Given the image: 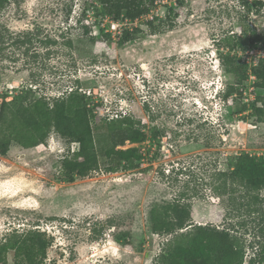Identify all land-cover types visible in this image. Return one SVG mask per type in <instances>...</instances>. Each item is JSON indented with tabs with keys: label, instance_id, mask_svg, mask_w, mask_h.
Wrapping results in <instances>:
<instances>
[{
	"label": "rangeland",
	"instance_id": "rangeland-1",
	"mask_svg": "<svg viewBox=\"0 0 264 264\" xmlns=\"http://www.w3.org/2000/svg\"><path fill=\"white\" fill-rule=\"evenodd\" d=\"M181 1H157L148 15L113 26L90 0H9L0 12V109L14 110L25 94L51 102L77 87L94 122L130 115L146 138L114 148L138 147L137 168L107 171L114 161L103 150L113 139L95 134L98 167L72 181L60 159L77 142L54 130L30 148L12 140L0 154V239L39 228L50 241L42 264H154L169 235L150 232L149 209L180 196L193 223L233 228L244 264L259 250L264 189L248 205L242 189L215 186L230 156H264V121L249 114L257 96L264 107L250 72L264 45L236 51L249 76L241 94L224 99L233 77L223 71L219 55L227 50L218 41L264 34V0ZM135 27V38L119 44L121 31ZM7 264H15L12 252Z\"/></svg>",
	"mask_w": 264,
	"mask_h": 264
},
{
	"label": "trees",
	"instance_id": "trees-1",
	"mask_svg": "<svg viewBox=\"0 0 264 264\" xmlns=\"http://www.w3.org/2000/svg\"><path fill=\"white\" fill-rule=\"evenodd\" d=\"M157 1L160 0H90L101 7L104 17L114 22H132L148 15ZM8 2L9 0H0V12ZM177 2L182 4L181 0ZM256 3L261 4L259 1ZM154 19L158 17L152 16L147 21V26L153 32L157 31L153 24ZM139 30L136 27L124 28L118 37V43L123 44L134 39ZM218 41L227 50L219 55L223 71L233 77V81L225 85L222 94L227 99L232 94H241V86L249 76L245 60L238 57L236 51L245 50L257 42L264 45V34L244 31L239 35H227ZM250 72L257 79L255 84L264 89V57L250 67ZM259 99L260 96H257L255 102L251 103L249 114L258 121H264V107L256 104ZM246 107L245 103L240 105L239 112ZM10 110L4 106L0 109L1 155L6 154L12 140L24 148H30L44 143L50 131L54 130L66 140L78 143L76 151L70 153L67 149L60 159L63 177L72 181L75 176H85L98 167L96 145L100 139H96L95 134L105 132L103 136L111 137L113 141L111 146L103 150V154L114 161L106 170L116 171L121 166L134 169L139 166L141 155L138 147L114 149L126 140H145L146 135L136 128L138 121L130 115H119L108 121L103 119L94 122V114L86 106V95L77 87L51 102L42 96L30 99L25 94L15 109ZM16 119L21 120L25 129L15 128L13 122ZM216 179L220 182L215 187L221 192L234 193L238 188L242 189L249 198L246 202L249 205L256 198L254 193L264 189V156L255 157L248 153L230 156L227 159V169L217 171ZM180 194L184 195L182 191ZM149 229L153 234L169 235L154 264H244L245 247L233 228L193 223L190 218V203L181 200L180 196L151 205ZM260 233L264 236V225L260 228ZM49 245L50 241L45 233L37 227L22 231L13 229L0 239V264H7L9 252H12L15 264H42ZM254 246L249 244L252 249ZM245 264H264V243H259V250L255 248Z\"/></svg>",
	"mask_w": 264,
	"mask_h": 264
},
{
	"label": "built area",
	"instance_id": "built-area-1",
	"mask_svg": "<svg viewBox=\"0 0 264 264\" xmlns=\"http://www.w3.org/2000/svg\"><path fill=\"white\" fill-rule=\"evenodd\" d=\"M112 25L113 26H115V25H118L119 26L118 22H112Z\"/></svg>",
	"mask_w": 264,
	"mask_h": 264
}]
</instances>
